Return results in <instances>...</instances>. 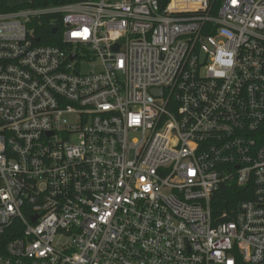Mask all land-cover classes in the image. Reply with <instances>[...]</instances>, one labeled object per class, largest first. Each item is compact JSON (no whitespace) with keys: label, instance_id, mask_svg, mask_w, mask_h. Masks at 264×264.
<instances>
[{"label":"built area","instance_id":"built-area-1","mask_svg":"<svg viewBox=\"0 0 264 264\" xmlns=\"http://www.w3.org/2000/svg\"><path fill=\"white\" fill-rule=\"evenodd\" d=\"M39 1L0 10V264H264V0Z\"/></svg>","mask_w":264,"mask_h":264},{"label":"trees","instance_id":"trees-1","mask_svg":"<svg viewBox=\"0 0 264 264\" xmlns=\"http://www.w3.org/2000/svg\"><path fill=\"white\" fill-rule=\"evenodd\" d=\"M80 0H43L38 2V5H62L67 3H73ZM0 10L6 11L5 0L0 2ZM41 33L40 42L42 44L60 45L57 34L52 33V27L48 17L44 19L43 24L39 28ZM253 189L249 185L237 186L235 184L223 185L213 195L211 200V209L214 222L222 220H228L231 218L233 212L226 218H222L223 211L235 210L238 204L252 197Z\"/></svg>","mask_w":264,"mask_h":264},{"label":"water","instance_id":"water-1","mask_svg":"<svg viewBox=\"0 0 264 264\" xmlns=\"http://www.w3.org/2000/svg\"><path fill=\"white\" fill-rule=\"evenodd\" d=\"M17 5H18L17 3H14V2H12V1H8V2H7V6H8L9 8H13V7L17 6Z\"/></svg>","mask_w":264,"mask_h":264},{"label":"rangeland","instance_id":"rangeland-1","mask_svg":"<svg viewBox=\"0 0 264 264\" xmlns=\"http://www.w3.org/2000/svg\"><path fill=\"white\" fill-rule=\"evenodd\" d=\"M85 70V69H84Z\"/></svg>","mask_w":264,"mask_h":264}]
</instances>
